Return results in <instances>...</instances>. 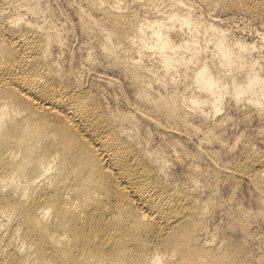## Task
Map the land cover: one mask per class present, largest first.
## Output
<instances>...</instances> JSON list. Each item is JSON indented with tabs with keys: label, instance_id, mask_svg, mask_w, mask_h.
<instances>
[{
	"label": "bare ground",
	"instance_id": "bare-ground-1",
	"mask_svg": "<svg viewBox=\"0 0 264 264\" xmlns=\"http://www.w3.org/2000/svg\"><path fill=\"white\" fill-rule=\"evenodd\" d=\"M21 1L0 0V264H247L246 245L224 235L264 220V149L242 144L220 165L196 148L180 177L169 154L186 145L175 130L205 143L223 136L203 105L214 116L243 101L264 120V28L243 33L223 18L264 24V0H79L81 32L99 37L107 69L132 92L119 106L85 85L74 55L64 65L40 0ZM80 64L94 66L90 56ZM112 76L107 87L120 82ZM205 176L214 191L246 179L258 192L255 210L224 207L221 236L207 232L218 197L202 196Z\"/></svg>",
	"mask_w": 264,
	"mask_h": 264
},
{
	"label": "rangeland",
	"instance_id": "rangeland-1",
	"mask_svg": "<svg viewBox=\"0 0 264 264\" xmlns=\"http://www.w3.org/2000/svg\"><path fill=\"white\" fill-rule=\"evenodd\" d=\"M196 4H198V3L196 2ZM7 5H12V6L17 7L18 5H23V2L21 0H10L9 4H7ZM144 6H146V5H141V8H143ZM79 8H84V6L81 4V2L79 0H40V10L41 11L38 13L37 16L40 17L42 20H47V21L51 22L52 27H50V29H58L61 32L64 45L61 47L62 50L60 48L59 49L56 48L58 50V51L57 50L56 51H57V55H58V53H60L62 55L60 57L61 59L67 60V62L66 61L63 62L64 65L65 64L68 65L69 64L68 58L71 55H74V57L73 56H71V57H73L72 59L75 62V66L77 65L78 68L80 66V69L84 68L83 72L85 70V73H82V74H84V75H82V77H83V80L86 82L85 85H88L89 87H91L92 90L95 92H97V90H98L97 93L98 94L100 93L102 97L103 96L105 97L108 94L105 97V99L103 97V100H106L107 104L108 105L110 104L109 106H114L115 104L119 106L122 103H124L122 101L118 102L119 99H121V100L123 99V96H124L123 94L127 95V92H128V95L125 97H129L130 99L132 98V94H131L132 92L130 93V91H128L130 89V87H126V86H128L127 83L125 86V84H124L125 80L119 79L118 74L116 72L114 73V71H110L109 68L107 69V67L105 65V58H104V54H103V51L101 48L102 46L100 44L99 37L96 36L95 34L85 35L81 32V29H80L79 24H78V17H77V13H78ZM224 17H229L228 22H227V24L229 26H232L234 29L242 31L243 33H248V30H253L255 27L257 29H259L260 31H262V28H264V24H262V22H260L257 19H254L252 17H249L248 15H245L243 13H238V12L235 13L232 11H230V12L228 11V13L223 15V18ZM250 33L251 32L249 31V34ZM249 36H251V35H249ZM118 48H117V50L119 51ZM63 50H64V53H63ZM134 54L136 55L137 53L134 52ZM87 56H90V60H91L92 64H94V66L92 65V67H91V66H88V64H86V65L80 64L82 62V60L84 58H86ZM75 59L79 63H77L75 61ZM147 62L149 65H151L157 71V73H159L162 70V67L158 63V60L156 57H151V59L148 60ZM104 65H105V67H104ZM86 68L88 70H86ZM108 72H109V74H108ZM101 74L102 75L105 74V75L102 76ZM98 75L100 76V78ZM107 75H109V76H107ZM111 75H113L112 76L113 78L118 77V79L120 81L119 82L120 86H119V83H117V84H113V85L108 84L109 86L107 87L106 78H110ZM187 77H190V75H187ZM187 77H184V76L180 77V76L176 75L174 78H176V79L180 78L181 83L184 84L185 80L188 81ZM95 79H96V81H95ZM99 80H101V81H99ZM103 81H104V83H103ZM121 81H123L124 85L122 84ZM115 85H116V87H115ZM121 85L124 87L125 90L124 89L122 90L123 87ZM112 87H113V89H112ZM120 87H122V88H120ZM119 88H120L121 92L118 90ZM124 91H127V92L123 93ZM113 93H114V95H113ZM119 93L120 94L122 93V94L120 95ZM129 93L131 95H129ZM118 94H119V97H118ZM120 97H122V98H120ZM109 98H110V100H109ZM117 98H119V99L117 100ZM129 98H127V99H129ZM227 98H228V95L224 99V102L227 101ZM107 99L110 101V103ZM113 100H114V102H112ZM111 103L112 104L114 103V105H112ZM243 103H245V106ZM208 106H209L208 104L202 106V108L205 110L203 115H207V118L209 120H212L213 122L220 121L222 123V127H223L222 128L223 129L222 135L223 136L222 137L219 136L220 137L219 139L221 140L222 144L220 145L219 139L215 140V142L219 141L218 142L219 144H217L215 142H214V144H213V142L212 143L201 142L200 141V138H201L200 137L201 136L200 131L199 132L198 131L197 132L189 131L186 133L183 130H178V131L175 130L177 133L176 134L171 133V134H173V136L175 135L174 137H176L177 134L179 133L178 135L180 137L179 136H177V137L180 139L182 138L181 140H182L183 144H184V142L186 144L184 146V149L182 150L183 153L181 150H178V151H171L169 154V155H172V157L169 156L170 159H172V158L175 159V160H170V165H171L172 169L173 168L177 169V170L173 169L176 172V176L180 177V175L184 171H186V169L188 168L187 165H190L192 160H193V157L191 155L194 153L196 148H199L203 154L206 152V156L208 155L207 157H211V155L213 154L212 159L215 160V161L213 160L214 161L213 163L214 164H216V162L219 164L221 163L220 165H225V164L229 165L230 163H228L227 161L231 162L233 160L232 158H229V157L234 158V156H236L235 155L236 154L235 153L236 148H238L242 144L248 143V144H252L254 147L264 149V137H263L264 120L263 119L257 120L258 118H253L251 116L252 113H250V115L248 116L249 112H245L246 111V102L240 101L238 103H235L234 101H231L229 103V105L227 103H223L220 106V108H221L220 111L217 112L214 116H213V113H211V109ZM244 108H245V110H244ZM244 113H246V114L244 115ZM261 121H262V123H261ZM182 131L185 133H182ZM237 135L238 136L240 135V138H239L240 140L238 141L237 145L235 146V149L230 152L227 147L234 142V139H235L234 137ZM161 136H162V134H155L154 138H153L154 140L152 141V143L154 141H155V143L162 142V140H160V139H163L164 135L162 137ZM165 136L167 137L168 135H165ZM222 145H223V147H222ZM185 147H186V149H185ZM222 148H224V150ZM225 149H226L227 153H226ZM210 150H212V151L215 150L216 153H217L216 150H218L219 151V153H218L219 155L217 154L218 157H217V155L214 154L215 152L213 153ZM207 151H208V153H207ZM173 152L177 155H174ZM209 152H211V154ZM223 152H225V153H223ZM229 152L232 155L229 154ZM179 153H180V155H179ZM214 155L216 156V158ZM175 156H178V157L181 156V157H179V160H176L178 157H175ZM227 158H228V160H227ZM175 161H177L176 162L177 164L176 163L173 164ZM222 162L224 164H222ZM219 164H217V165H219ZM209 177L207 178L205 176V189H203L202 196H204V195L208 196V195L213 194L211 196L219 198V199L218 198L214 199V202H215L214 204H217V205H214L211 207V210L213 208H215V209H213V213H211L209 210V212L213 215L208 214L206 216V217H208L206 219V222L209 219L208 222L206 223L207 224V232H209L210 234L215 232L214 234H216L215 235V237H216L217 234H218V236H221L220 231H223V233H224L223 228L226 227V225H227V221H228L227 215L229 214V212H228L229 209H230L229 210L230 214H232L231 213L232 211H233V213H235L234 208H237V207H241V208L243 207L247 210L249 208V211L255 210L258 192H257L255 186H252L253 185L252 183H249L248 180L246 181V179H244V180L239 181L240 184L237 182L238 185L235 183L232 185V183H230V182L226 183L225 181H222V185L219 184L217 186L219 188H216L217 190H219L217 193L216 189H215V191L211 189L212 186L209 185L210 180L207 182V180L210 179ZM228 183L231 185H228ZM250 184H252V185H250ZM234 185H236V186L234 187ZM207 186L208 187L211 186V187H209L210 190H207L208 189ZM231 186H233V187H231ZM204 191H205V193H204ZM208 191H211V192H208ZM214 192L217 193L218 195L217 194L215 195ZM207 193H208V195H207ZM230 195L231 196L233 195L232 196L233 198L231 199L233 203L228 198ZM216 199H217V201H216ZM223 200L225 203H226V201H228V202L226 204L223 203V207H221L222 206L221 202H223ZM219 201H221V202H219ZM229 201L231 204L229 203ZM227 204L231 207L229 208ZM242 205H244L245 207ZM216 206H217V208H216ZM225 206L228 210L224 208ZM234 206H237V207H234ZM225 212H227L228 214L226 213V215H224ZM223 215L226 218H224ZM253 220H254V218H252V220L248 224V227H247L248 229H247V233H246L247 235L246 234L244 235L247 240L243 236V233H240V231H238V230L235 231V230H231V229L230 230L226 229L229 232L225 230V235L224 234L223 235L227 236V234H228V236H227L228 239H230V236L232 235L231 239H230L231 241H235V242L241 241L244 243V245H246V246H244V249H245L244 251H246L245 255L248 257V258L246 257V260L248 259L247 260L248 262L246 261L247 264H264V220H262V219L261 220L255 219L254 221ZM217 225H219V226H217ZM219 227H220V231L217 232L219 230ZM229 233H230V235H229ZM238 235H241V236H238ZM236 237H240V238H236ZM232 238H234V239H232ZM244 239H245V242H244Z\"/></svg>",
	"mask_w": 264,
	"mask_h": 264
}]
</instances>
